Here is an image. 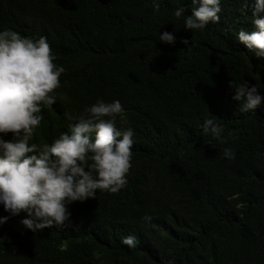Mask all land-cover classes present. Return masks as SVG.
Wrapping results in <instances>:
<instances>
[{"label": "trees", "instance_id": "16d2710c", "mask_svg": "<svg viewBox=\"0 0 264 264\" xmlns=\"http://www.w3.org/2000/svg\"><path fill=\"white\" fill-rule=\"evenodd\" d=\"M157 3L0 0V29L45 37L65 69L30 143L50 144L68 130L65 112L78 116L97 99L121 103L115 126L132 128L134 141L126 185L72 202L62 227L33 234L19 223L26 213L0 205V264H264V99L240 113L228 87L264 84V58L235 39L254 30L250 13L243 0H221L217 23L187 30L173 10L190 15L191 0ZM164 31L172 45L156 38ZM204 119L223 126L221 139ZM129 234L131 249L120 243Z\"/></svg>", "mask_w": 264, "mask_h": 264}, {"label": "clouds", "instance_id": "9594fccd", "mask_svg": "<svg viewBox=\"0 0 264 264\" xmlns=\"http://www.w3.org/2000/svg\"><path fill=\"white\" fill-rule=\"evenodd\" d=\"M243 2L254 30L240 28L235 39L255 57L264 58V0ZM153 4L159 7L157 0ZM220 4L221 0H191L190 15H185L183 6L176 7L173 15L184 16L187 30L202 29L220 20ZM156 38L169 45L175 42L174 35L167 31ZM181 43L186 48L194 47L187 39ZM54 60L45 37L34 39L9 28L0 29V205L9 216L26 213L19 223L33 234L52 226L62 227L72 202L95 198L96 190L116 193L122 189L127 183L134 143L133 129L121 130L114 123L123 112L121 103L100 99L78 116L65 112L68 130L50 144L30 143L42 119L41 107L55 102L50 93L59 87L58 77L65 71ZM228 87L231 99L239 102L240 113H253L264 99V93L258 91L264 90V84L231 79ZM201 127L217 139L224 131L212 119H204ZM235 131L229 130V136L234 137ZM221 155L228 160L234 158L233 150L227 147ZM7 219L0 216V224ZM151 219L148 213L141 217L145 222ZM120 243L131 249L137 239L129 234Z\"/></svg>", "mask_w": 264, "mask_h": 264}]
</instances>
